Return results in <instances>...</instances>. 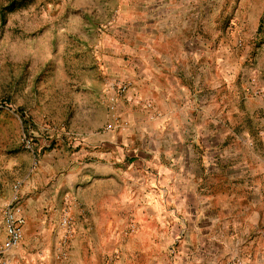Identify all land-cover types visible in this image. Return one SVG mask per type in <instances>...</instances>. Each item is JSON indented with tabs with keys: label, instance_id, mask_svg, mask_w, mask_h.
I'll list each match as a JSON object with an SVG mask.
<instances>
[{
	"label": "rangeland",
	"instance_id": "rangeland-1",
	"mask_svg": "<svg viewBox=\"0 0 264 264\" xmlns=\"http://www.w3.org/2000/svg\"><path fill=\"white\" fill-rule=\"evenodd\" d=\"M122 1L131 0H0V245L16 193L25 219L19 240L0 253L3 264H186L184 214L175 213L181 180L165 171L199 172L197 154L205 150L196 142L181 146L182 138L199 140L194 132L159 130L164 116L155 113L168 102L142 86L148 74L139 63L149 53L118 50ZM225 2L205 9L206 33L215 47L222 43L219 61L212 46L183 62L189 78H203L205 106L215 89L214 63H221L227 104L234 57L246 63L236 75L261 79L250 93L264 94V18L257 25L250 18L264 0ZM187 102L181 98L176 121L185 118ZM261 109L254 118L263 124L250 133L216 135L224 137V155L264 157Z\"/></svg>",
	"mask_w": 264,
	"mask_h": 264
},
{
	"label": "crops",
	"instance_id": "crops-1",
	"mask_svg": "<svg viewBox=\"0 0 264 264\" xmlns=\"http://www.w3.org/2000/svg\"><path fill=\"white\" fill-rule=\"evenodd\" d=\"M221 1H122L117 24L121 30H116L120 37L119 42L117 40L120 47L118 50L121 54L122 49L127 51L132 46L134 52L149 53L148 57L139 54V68L141 72L144 70L143 75L148 74L141 78L146 82L142 86L156 100L162 102L165 97L168 102V109H162L161 106L158 107L160 109L156 108V118L158 115L164 116V123L159 130L194 132L196 136L199 135V140L188 144V137L187 143L181 137V146L193 148L196 142L201 143L205 150L201 155L197 154L201 166L199 172L188 167H184L180 174L175 172V175L170 168L165 171L166 178L175 179L179 175L176 179L181 180L178 193L181 202L175 208V213L184 214L180 218L179 226L184 233L183 256L186 264H264V157L245 155L243 150L235 151L229 156L224 155V137L223 140L216 139L219 133L246 134L263 124L254 118V114L263 113L261 108L264 106V94L258 92L254 96L250 93L252 83L260 84L261 79L256 81L251 78L250 81V77L236 75L235 71L238 68L243 69L246 63H236L234 57L235 63L231 64H234L235 71L228 77L226 104L225 95L219 87L221 79L218 68L221 63H214L217 72L212 77V83L215 89L213 98L207 101L209 106H205L201 104L204 102L201 94L206 84L199 86L203 78H189L187 63H183L190 57L203 58L206 50L209 51L212 46L217 51L219 61L222 43L219 42L215 47V43L209 39L206 33L205 9L206 6L213 7ZM230 2L231 0H226L225 4ZM236 6L232 8L229 18L232 24L237 20ZM246 13L249 14V11ZM250 18L254 25L264 18V3ZM238 28L235 25V31L232 32L235 34L232 47L228 45L231 51L236 49ZM243 36L242 41L249 38L247 34ZM243 48L245 51L251 49L247 43H244ZM141 72L138 69V75L141 76ZM182 97L191 106L188 111H184L185 118L176 121L178 111L183 110L179 103ZM208 133L213 134L212 140L208 139L210 135L206 136ZM246 136L248 137L242 135L240 139L251 153L252 148ZM176 145L178 146L177 142ZM186 156L188 155L182 154V160ZM204 180L211 185L204 186Z\"/></svg>",
	"mask_w": 264,
	"mask_h": 264
},
{
	"label": "built area",
	"instance_id": "built-area-1",
	"mask_svg": "<svg viewBox=\"0 0 264 264\" xmlns=\"http://www.w3.org/2000/svg\"><path fill=\"white\" fill-rule=\"evenodd\" d=\"M18 200H19V196L16 193L11 203L12 206L8 208L5 213V221L8 231V240L5 243V245H0V253L2 252V250H6L10 248L13 244H15L21 236L22 227L25 219L21 213V208L17 205ZM0 264H3L1 258H0Z\"/></svg>",
	"mask_w": 264,
	"mask_h": 264
}]
</instances>
